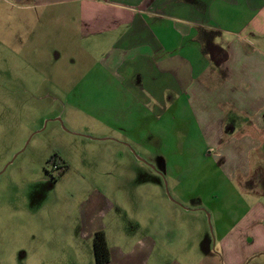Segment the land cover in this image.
Segmentation results:
<instances>
[{
    "label": "crops",
    "instance_id": "crops-1",
    "mask_svg": "<svg viewBox=\"0 0 264 264\" xmlns=\"http://www.w3.org/2000/svg\"><path fill=\"white\" fill-rule=\"evenodd\" d=\"M50 2H76L84 34L115 35L113 39L118 44L109 48L108 53L120 60L117 64H123L121 69L130 64V71L136 76L135 100L146 99L160 106L170 98L168 106H174L176 98L165 93L176 91L182 96L200 132L201 158L209 157L213 150L223 171L219 177L223 175L226 186L231 188L223 189L218 182L219 196L213 201L208 199L212 196L209 191L203 200L193 198L207 202L202 208H207L213 219L217 235L214 244L218 245L219 255L193 249L198 241L203 243L207 232L204 211L198 206L188 211L160 191L133 197L137 207L130 217L124 213L122 196L82 189L73 201L75 210L61 214L59 225L50 226L58 239L43 248L58 247L59 254H51L40 264H94L90 239L99 230L108 248V261L104 264H264V169H256L263 171L257 178L260 184L236 182L255 169L251 166V154H264V0H35L39 4ZM131 134L127 138L137 142L135 134ZM120 135L125 139L124 134ZM99 140L103 142L102 159H106L101 166L106 175L112 173L105 182L115 183L118 190L124 140L111 134H102ZM148 141L156 163L159 160V166L154 162L159 171L168 170L164 154L183 156L185 152L188 156V151H182L180 146L168 145L162 134L150 135ZM259 157L255 163L262 161ZM180 159L170 162V166L189 171V165L182 163L188 159ZM61 165L64 174L67 166L62 157ZM183 179L187 181L186 177L171 175L170 180L175 190H181L178 196L188 201L191 184ZM232 180L238 191L230 184ZM234 196L243 208L237 211L230 205L226 211L222 209V199ZM211 202L216 204L209 206ZM193 211L201 216L193 225V233H174L173 228L185 222L188 212ZM157 225H163L162 230L158 231ZM31 229V244L47 241V234H42L47 230L37 226ZM188 237L192 239L190 246ZM185 240L188 245L174 256L173 252ZM23 264L37 263L23 260Z\"/></svg>",
    "mask_w": 264,
    "mask_h": 264
},
{
    "label": "rangeland",
    "instance_id": "rangeland-1",
    "mask_svg": "<svg viewBox=\"0 0 264 264\" xmlns=\"http://www.w3.org/2000/svg\"><path fill=\"white\" fill-rule=\"evenodd\" d=\"M82 31L76 2L0 0V264H23V260L40 264L51 254H59L58 247L43 248L58 239L50 226L59 225L61 214L75 210L73 201L82 189L122 196L124 213L131 217L137 207L133 197L161 191L168 200L191 211L207 203L193 200L196 196L203 200L208 191L212 196L207 197L212 201L219 196L218 182L223 189L231 188L226 186L223 175L219 177L223 171L213 150L209 157L201 158L200 132L182 96L176 91L165 93L176 98L174 106H168L170 98L160 106L146 99L135 100L136 76L131 73L130 64L121 69L123 64H117L120 60L108 53L109 48L118 44L113 39L115 35ZM131 133L137 142L127 138ZM102 134L124 140L118 190L115 183L105 182L112 173L106 175L101 166L106 161L101 155ZM161 134L172 148L178 145L182 151H188V156L185 152L183 156L164 154L167 172L155 168L154 162L158 165L159 160L156 163L153 150L149 149L150 135ZM52 152L59 154L67 166L64 174L57 175L59 166L46 164ZM259 156L260 151L251 154V166L255 169L236 182L260 184L257 178L263 171L256 169H264V154ZM180 157L188 159L182 163L189 165V171L170 166ZM258 157L262 160L259 164L255 163ZM171 175L186 177L184 183L189 180L188 201L178 196L181 190L174 189ZM230 184L238 191L234 181ZM229 198L222 199V209L230 205L237 211L243 208L237 196ZM213 204L216 203H208ZM203 211L205 240L198 241L193 249L219 255L218 245L214 244L217 235L213 219L207 208ZM188 213L185 222L173 228L174 233H193V225L201 216L199 212ZM176 220L174 217V223ZM36 226L47 230L42 232L47 234V241L39 245L31 244L28 235ZM162 228L163 225H157L158 231ZM188 240L190 246L192 239ZM188 242L180 244L173 255L180 254Z\"/></svg>",
    "mask_w": 264,
    "mask_h": 264
},
{
    "label": "trees",
    "instance_id": "trees-1",
    "mask_svg": "<svg viewBox=\"0 0 264 264\" xmlns=\"http://www.w3.org/2000/svg\"><path fill=\"white\" fill-rule=\"evenodd\" d=\"M60 157L56 152H52L46 159V164L50 163L54 168H58ZM64 165L59 166L57 175L63 171ZM91 253L94 264H104L108 261V248L102 231H95L90 239Z\"/></svg>",
    "mask_w": 264,
    "mask_h": 264
},
{
    "label": "built area",
    "instance_id": "built-area-1",
    "mask_svg": "<svg viewBox=\"0 0 264 264\" xmlns=\"http://www.w3.org/2000/svg\"><path fill=\"white\" fill-rule=\"evenodd\" d=\"M55 166H53V168H54Z\"/></svg>",
    "mask_w": 264,
    "mask_h": 264
}]
</instances>
